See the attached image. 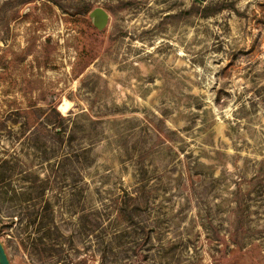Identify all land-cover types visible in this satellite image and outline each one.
<instances>
[{
  "label": "rangeland",
  "instance_id": "374dc122",
  "mask_svg": "<svg viewBox=\"0 0 264 264\" xmlns=\"http://www.w3.org/2000/svg\"><path fill=\"white\" fill-rule=\"evenodd\" d=\"M0 240L11 264H264V0H0Z\"/></svg>",
  "mask_w": 264,
  "mask_h": 264
},
{
  "label": "water",
  "instance_id": "95a60500",
  "mask_svg": "<svg viewBox=\"0 0 264 264\" xmlns=\"http://www.w3.org/2000/svg\"><path fill=\"white\" fill-rule=\"evenodd\" d=\"M90 18L98 30H104L109 23V14L103 8H96L90 12ZM0 264H11L4 245L0 240Z\"/></svg>",
  "mask_w": 264,
  "mask_h": 264
},
{
  "label": "trees",
  "instance_id": "16d2710c",
  "mask_svg": "<svg viewBox=\"0 0 264 264\" xmlns=\"http://www.w3.org/2000/svg\"><path fill=\"white\" fill-rule=\"evenodd\" d=\"M86 13H89V10H87L86 11ZM57 115H58V117L60 118V119H62L63 117H62V115L59 113V112H57ZM62 129H57V133H59V135H61V133H62ZM32 189H33V187H31ZM8 192H9V189H8ZM23 195H24V193H23ZM30 195V194H29ZM30 197H31V195H30ZM32 199V198H31ZM31 199H28V200H31ZM48 209H49V206H48ZM238 219H237V222H236V226H235V229H234V232H233V234H232V239H233V244H235L237 247H240V248H242L241 246H242V244H241V240L240 239H242L241 238V235H242V233H244V227H245V220L243 219L244 217L242 216V215H240V216H238L237 217ZM46 221V220H45Z\"/></svg>",
  "mask_w": 264,
  "mask_h": 264
},
{
  "label": "bare ground",
  "instance_id": "6f19581e",
  "mask_svg": "<svg viewBox=\"0 0 264 264\" xmlns=\"http://www.w3.org/2000/svg\"><path fill=\"white\" fill-rule=\"evenodd\" d=\"M68 107H69V103L67 102V101H65L62 105H61V110L63 111V112H66V110L68 109Z\"/></svg>",
  "mask_w": 264,
  "mask_h": 264
}]
</instances>
